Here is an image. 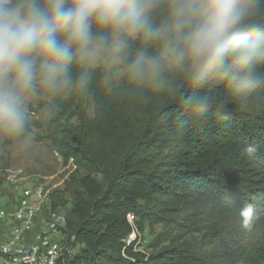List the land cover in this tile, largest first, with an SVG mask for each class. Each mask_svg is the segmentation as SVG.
<instances>
[{
  "label": "trees",
  "instance_id": "trees-1",
  "mask_svg": "<svg viewBox=\"0 0 264 264\" xmlns=\"http://www.w3.org/2000/svg\"><path fill=\"white\" fill-rule=\"evenodd\" d=\"M168 16L167 2L160 0L153 27H163ZM254 20L264 23V0H257ZM141 53L157 56L141 39L131 40L120 60L124 81L109 92L99 67L83 70L74 63L71 85L44 93L63 114V160L88 172L69 189V207L53 201L43 208H62L68 232L81 245L68 264H264V61L257 65L262 83L238 92L219 76L197 79L187 67L168 76L163 64L158 84L134 81L127 65ZM81 75L87 77L84 86ZM68 92L92 101L88 135L104 144L106 157L99 158L70 123L74 115L63 101ZM248 144L258 146L252 158L241 154ZM108 161L112 168L103 166ZM244 203L260 214L251 231L241 228L235 214ZM128 215L136 230L161 227L146 247L150 253L136 241L126 245Z\"/></svg>",
  "mask_w": 264,
  "mask_h": 264
},
{
  "label": "clouds",
  "instance_id": "clouds-1",
  "mask_svg": "<svg viewBox=\"0 0 264 264\" xmlns=\"http://www.w3.org/2000/svg\"><path fill=\"white\" fill-rule=\"evenodd\" d=\"M163 27H153L160 0H0V139L25 137L26 99L37 88L59 93L71 85L70 67L119 61L129 42L163 41L158 56L137 55L129 77L158 84L163 62L185 68L197 79L219 76L238 92L260 83L264 61V23L254 20L257 0H166ZM95 29V31H94ZM79 83L86 85V75ZM199 105L206 108L201 98ZM258 146L241 154L254 157ZM251 231L260 214L251 203L235 210Z\"/></svg>",
  "mask_w": 264,
  "mask_h": 264
},
{
  "label": "rangeland",
  "instance_id": "rangeland-1",
  "mask_svg": "<svg viewBox=\"0 0 264 264\" xmlns=\"http://www.w3.org/2000/svg\"><path fill=\"white\" fill-rule=\"evenodd\" d=\"M145 45L153 47L158 56L163 41L144 42ZM79 68L87 70L89 68L99 67L102 72V81L107 92L112 87L122 85L124 74L122 64L119 61H113L110 57L105 56L95 66H81ZM164 72L171 76L177 68L171 66L167 61L163 62ZM45 90L37 88L36 92L29 96L25 103L28 107V121L26 125L24 139L8 140L0 139V205H10L14 203V209L26 205V197H19L25 191L46 193L43 198L42 216L45 217L49 211L43 212V208L54 201L60 202L63 207H69L70 198L69 189L77 188V180L88 172L74 166L72 161L65 162L60 153L58 135L60 129L61 116L63 115L45 96ZM63 101L69 107L71 115L70 123L79 128L86 135V139L92 142L97 149V155L106 157L103 150L104 144L96 143L88 135V129L94 119V106L87 97H77L73 92H68L63 96ZM73 113V114H72ZM76 114V115H75ZM101 150V152H100ZM100 153V154H99ZM112 168V162L103 163V166ZM98 180L101 179L99 174L89 172ZM19 197V198H18ZM6 207V206H5ZM13 210V208H9ZM128 223L135 233L136 245H140V250L150 253L151 249L146 248L148 243L156 239L161 233V227L156 225L145 224L140 230H136L133 223V216H127ZM139 231V232H138ZM5 225L0 222V239H3ZM131 235V234H130ZM137 248V247H134Z\"/></svg>",
  "mask_w": 264,
  "mask_h": 264
},
{
  "label": "bare ground",
  "instance_id": "bare-ground-1",
  "mask_svg": "<svg viewBox=\"0 0 264 264\" xmlns=\"http://www.w3.org/2000/svg\"><path fill=\"white\" fill-rule=\"evenodd\" d=\"M24 194L37 197V207L30 209V216L19 218V213H14V211H23L24 207L30 206V197H26L25 206L17 207L14 210L6 208L1 211V218L17 220V226H22V231H18L17 236L11 237V243L5 237L0 239V264H23L17 259H22L19 244H24L26 233H29L30 250H37L38 242L43 241L39 246V253L49 255V260L53 261L49 264H68L80 252L81 245L76 237L67 230L66 213L61 208V210L49 211L45 217L40 218L42 216L41 205L43 204L42 192L27 190ZM0 207H3V205H0ZM49 215L51 217H47ZM37 219H42V226H37L35 230ZM132 239H135L133 231L127 237L126 245L134 242V240L131 241ZM36 263H43V256H36Z\"/></svg>",
  "mask_w": 264,
  "mask_h": 264
},
{
  "label": "built area",
  "instance_id": "built-area-1",
  "mask_svg": "<svg viewBox=\"0 0 264 264\" xmlns=\"http://www.w3.org/2000/svg\"><path fill=\"white\" fill-rule=\"evenodd\" d=\"M45 194L46 193H43L41 197H43ZM19 197H30V206L24 207L23 211H14V213H19V218L30 216V209L37 207L36 205L37 197H34L33 195H25V194H20ZM6 208H13L14 210V203L6 207H0V222H4L5 225V233L3 237H5L8 240V242L11 243V237L17 236L18 231H22V226H17V220H12V218H1V211ZM47 217H51V215ZM37 226H42V219H37L35 230L37 229ZM28 234L29 233H26L24 244H19L20 251L22 252V259H17V260H20L23 264H49V262H53L52 260H49V255H45L44 253H39V246L43 241L38 242L37 250H30ZM36 256H43V263H36Z\"/></svg>",
  "mask_w": 264,
  "mask_h": 264
}]
</instances>
